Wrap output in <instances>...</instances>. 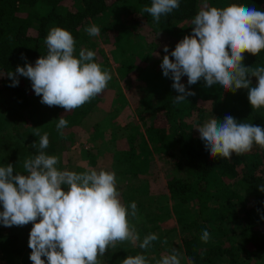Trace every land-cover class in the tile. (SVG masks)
I'll list each match as a JSON object with an SVG mask.
<instances>
[{
    "label": "trees",
    "instance_id": "1",
    "mask_svg": "<svg viewBox=\"0 0 264 264\" xmlns=\"http://www.w3.org/2000/svg\"><path fill=\"white\" fill-rule=\"evenodd\" d=\"M231 3L264 11V0H180L179 9L162 16L156 24L149 14L141 13L145 5H151V0H0V166L11 163L15 171L23 173V161L37 154L31 145L39 139L32 134L33 128L39 127L41 134H49L46 153L60 157L57 167L62 170L68 164L64 162L70 143L80 140L72 128L80 127L87 133L83 140L94 144L93 148L83 151L90 166H96L108 153L115 151L124 153L128 161L127 169L121 171L124 175H131L134 167L148 164V160L156 166L161 179L160 191L167 193L170 202L168 207L164 206L165 213L173 214L174 222L182 225L179 239L187 260L182 264H248L251 256L264 252V219H261L264 216V192L258 190L259 185H264V151L254 147L242 156L233 154L231 160L213 159L196 127L212 117L222 121L228 115L238 122L264 127V108L252 110L247 89L233 94L224 92L219 85L206 88L203 81L189 86L186 76L181 82L195 95L174 103L173 97L178 93L172 88V79L158 75L150 63L157 53H164L154 38L167 25L189 22V35L191 20L201 8H222ZM122 10L124 12L120 13ZM125 23L130 25L131 31L117 28ZM91 24L100 28V35L107 32L108 27H116L118 36L124 38L127 54L133 44L148 36L153 39L145 41L140 51L129 54L130 58L117 64L118 76L111 74L112 79L100 95L71 112L58 106H36L35 100H41V97L35 95L31 81L23 76L18 77V86H9L12 80L8 78V72H15L17 66L23 67L27 63L34 66L40 56L47 54L44 40L51 28L68 30L76 45L85 47L93 46L99 38L96 36L93 37L95 41H89L92 36L85 28ZM168 48L169 52L174 50L170 45ZM21 54L26 59H22ZM106 59L95 56L98 64ZM243 64L253 68L264 66V51L258 56L244 53ZM251 79L255 86V77ZM118 80H121L120 84ZM135 84L140 86L144 96L134 105L135 117L125 124L130 138L124 133L111 135L110 141L115 147L112 150L104 131L99 133L101 135L96 133L97 126L91 127V121L97 119L107 123L115 119L120 108L127 105L126 85L136 87ZM35 108L36 118L31 111ZM181 109L187 113L181 114ZM61 116L71 127L63 137L56 131ZM81 168L77 166L76 171L81 172ZM248 197H252L254 203L246 207L243 200ZM192 202L194 212L189 208ZM148 220L151 223L155 218ZM226 220L240 226L238 230L248 249L244 255H236L235 247L220 237L218 240L211 237L208 243L200 240L203 230L210 231L209 222L222 225ZM31 228V223L7 229L0 224V261L32 264L28 241L20 234L21 229ZM139 253L148 258L149 264H155L150 261L152 255L127 242L109 249L102 264H121L127 256Z\"/></svg>",
    "mask_w": 264,
    "mask_h": 264
},
{
    "label": "clouds",
    "instance_id": "2",
    "mask_svg": "<svg viewBox=\"0 0 264 264\" xmlns=\"http://www.w3.org/2000/svg\"><path fill=\"white\" fill-rule=\"evenodd\" d=\"M179 7L180 0H151L141 13L149 14L159 24L162 16ZM191 26V33L174 50L169 52L167 45L163 48L160 67L178 93L174 103L195 95L181 82L186 76L189 86L203 81L206 88L219 85L233 94L247 89L252 110L264 108V66L243 64L244 53L258 56L264 51V11L238 3L222 8L205 6L191 20ZM85 31L92 37L100 35L96 24ZM44 43L47 54L34 66L27 63L7 73L12 80L9 86H18V77L23 76L31 81L42 104L61 107L65 112L91 102L107 88L110 72L95 62L94 51L81 48L77 55L76 41L68 30L51 28ZM21 57L26 59L23 54ZM67 126L64 116L58 118L56 131L60 137ZM196 129L213 159L231 160L233 154L242 156L254 147L264 151V127L238 122L230 115L222 121L212 117ZM32 134L39 138L31 145L37 154L23 161V173L15 171L11 163L0 166V224H32L28 241L32 264H102L101 258L109 249L125 242L144 251L152 247L159 237L149 233L141 240L136 228L140 221L137 204L122 203L115 172L61 170L57 167L60 157L45 151L49 134H41L39 127L33 128ZM258 190L264 192V185ZM210 239V233L203 230L200 240L208 243ZM182 259V253L173 248L155 264H181ZM121 264H149V260L139 253L127 256Z\"/></svg>",
    "mask_w": 264,
    "mask_h": 264
},
{
    "label": "rangeland",
    "instance_id": "3",
    "mask_svg": "<svg viewBox=\"0 0 264 264\" xmlns=\"http://www.w3.org/2000/svg\"><path fill=\"white\" fill-rule=\"evenodd\" d=\"M119 12L123 13L124 11L122 10V12ZM187 25L189 26V22L171 23L167 25L162 31L158 33V35H156V38H154V40L157 41L156 44L159 49H163L165 45H170L174 49L175 45L180 41V39H183L185 35H188L189 28ZM115 28L108 27L107 32L98 36L99 38L93 46L78 47L76 45V50L77 55L79 50L81 48H84L87 50L95 51L97 55L106 57L107 59L102 63L99 62L100 66L103 67L106 64L102 69H106L110 72V74L118 76V72L116 69L117 64H119L122 60L130 58L129 54L140 51L145 45V41L149 42L153 38L151 36H148V38L140 40L138 44H133L131 46V50L127 54V52H125L124 50V48H126L124 45V38L118 36V30L116 31ZM117 28H122V31H131L130 25H128L127 23H125V25L121 27L118 25ZM106 39L108 40L106 41ZM89 41L93 42L95 41V38L91 37ZM163 55H165V53L161 55H155L154 58L150 61V63H152V68L155 69V72H158V75L163 74L160 67ZM118 81L120 84L121 80ZM110 83L112 84V82ZM137 85L136 87L126 85L127 91L125 94L128 100L127 105L123 109L120 108L115 119L109 120L107 123H102L97 119L91 121V127L97 126L96 133L99 134L100 132L104 131V133L106 134L105 138L109 140V146L112 150L115 147L112 146V143L110 141L111 135L117 136L118 134L124 133V135L130 138V132L124 127L129 119L135 117L136 108L134 105L138 103L139 99L144 96L141 89H139L140 86ZM35 103L36 106L39 105L41 106V108L44 105L40 102L39 99H36ZM31 111L33 113V116L36 118V116L38 115L37 109L35 108ZM180 113L185 114L187 112L181 109ZM20 127L22 130L24 129V126L22 127L20 125ZM72 129L75 134L80 137V140L76 139L72 143H70L71 148L68 152L66 162H64L68 164H66L62 168V170L67 169L76 171V167L81 166V171H84L87 168H94L97 171L101 169H109L114 171L116 174L117 188L120 192L122 203H124L125 205H129L132 201H135L137 204L140 221L136 224V228L141 240L143 239L144 235L149 233H155L159 237L157 241L152 242V247L150 249H148L147 251L143 250L147 254L152 255L151 259L153 260L150 261L155 262L163 255L170 254L173 248H176L182 253L181 243L179 239V237L182 235V233L180 232L182 225H179V223H175L176 218L173 216V214L165 213L164 206L167 205L166 207H168L170 202L167 198V193L160 191L161 179L156 173V166L150 164L149 161L151 160H148V164L146 162L141 164L139 167H134L131 170V175H124L121 173V171L127 169L128 161L124 153L115 151L112 154L108 153L107 157L102 159L96 166L92 167L87 163L88 159L84 156L83 151L85 149L93 148L94 144L83 140L87 136V133L84 132L82 128L76 127ZM68 130H71V127L67 126L63 131L66 132ZM106 130L107 133L105 132ZM109 131H111V133H108ZM101 148L102 147H100L99 149ZM99 149H97V151ZM116 171H118L119 174L116 173ZM253 203L254 200L252 197H248L243 200V204L246 205V207L250 206ZM189 208L191 209V211H195L193 202L190 203ZM149 218H155V220L149 223ZM133 223L136 222L133 221ZM208 226L210 228V236L214 237L217 240L220 237L222 241L226 242L228 245L235 247L236 255H244L248 251L246 243L244 242V238L240 235V232L238 230L240 226H236L234 222L226 220L222 225H218V222L213 221L209 222ZM5 228L7 229V227ZM182 232H184V230H182ZM20 234L26 241H29L30 229H21ZM182 255L183 259L181 261V264L184 262L187 263L185 255L183 253ZM2 264H4V262ZM248 264H264V252H258L257 254L251 256V259L248 260Z\"/></svg>",
    "mask_w": 264,
    "mask_h": 264
},
{
    "label": "crops",
    "instance_id": "4",
    "mask_svg": "<svg viewBox=\"0 0 264 264\" xmlns=\"http://www.w3.org/2000/svg\"><path fill=\"white\" fill-rule=\"evenodd\" d=\"M101 261H104V257H102V260ZM4 261H1L0 264H2ZM103 263V262H102Z\"/></svg>",
    "mask_w": 264,
    "mask_h": 264
}]
</instances>
